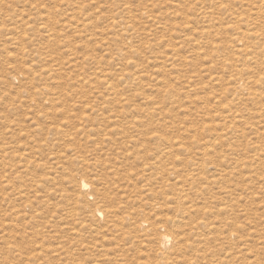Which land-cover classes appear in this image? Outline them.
<instances>
[{
    "label": "rangeland",
    "instance_id": "obj_1",
    "mask_svg": "<svg viewBox=\"0 0 264 264\" xmlns=\"http://www.w3.org/2000/svg\"><path fill=\"white\" fill-rule=\"evenodd\" d=\"M0 264H264V0H0Z\"/></svg>",
    "mask_w": 264,
    "mask_h": 264
},
{
    "label": "bare ground",
    "instance_id": "obj_2",
    "mask_svg": "<svg viewBox=\"0 0 264 264\" xmlns=\"http://www.w3.org/2000/svg\"><path fill=\"white\" fill-rule=\"evenodd\" d=\"M125 28V30L127 31L128 30V28H130V27H124ZM129 32V31H128ZM245 89V88H244ZM243 89V90H244ZM193 175V174H192ZM194 176V175H193ZM191 179H193V177H190ZM195 178V177H194ZM80 187L81 188H83V189H85V188H87L88 187V184L84 181V180H82L81 182H80ZM89 188H90V186H89ZM188 188V187H187ZM89 189L87 188V191H88ZM183 190V189H182ZM181 193H182V191H181ZM184 193V192H183ZM104 194V193H103ZM186 195H187V193H185ZM100 195H101V193H100ZM180 195V194H179ZM190 195V194H189ZM99 197V196H98ZM183 197V196H182ZM203 197V196H202ZM110 197H108V196H103L102 195V197L101 198H97L99 201H101L102 203H104V205L106 204V203H108L109 201H110V199H109ZM184 198H185V196H184ZM191 198H192V196H191ZM193 200V199H192ZM179 201H181V200H179ZM188 201H190V200H185V202H188ZM88 203V202H87ZM101 203V204H102ZM113 203V202H112ZM111 203V204H112ZM181 203H183V201H181ZM99 206H101V205H99ZM106 207H108L107 205H106ZM111 208V207H110ZM108 210H109V208H107ZM112 209V208H111ZM108 210H105V214H106V218H108V217H111L110 216V214H109V212L110 211H108ZM102 210L99 208V207H95L94 206V208L92 209V217L94 218V219H96V216L98 215H100V214H102ZM141 225L142 224H140V228H141ZM158 241V240H157ZM171 241H172V237H171V235H169V234H162V235H160L159 236V250H160V252L162 253L164 250H167L168 249V246L170 245V243H171ZM172 244V243H171Z\"/></svg>",
    "mask_w": 264,
    "mask_h": 264
}]
</instances>
